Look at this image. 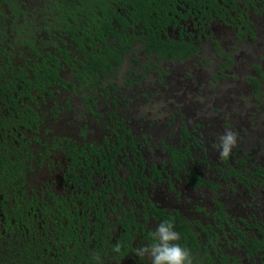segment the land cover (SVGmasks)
Segmentation results:
<instances>
[{"label": "flooded vegetation", "instance_id": "af4514ba", "mask_svg": "<svg viewBox=\"0 0 264 264\" xmlns=\"http://www.w3.org/2000/svg\"><path fill=\"white\" fill-rule=\"evenodd\" d=\"M243 18L246 19L243 25L239 16L234 15L233 25L204 23V28H196L193 39L198 51L186 59L163 60L156 68L150 66L145 69L147 64L143 65L144 76L156 69L158 83L162 82L161 91L168 89L166 93L181 105L179 109L178 105L174 108V103H169L172 104L170 112L162 122L148 121L147 114L138 107L140 103H135L137 98L119 92L118 87L122 89L133 80L125 78V82L117 86L118 74L111 78L113 87L106 89L105 86L97 93L94 88L98 89V86L80 90L74 84L66 88L57 87L54 96L45 99L41 124L35 135L39 142L33 145L36 154L32 167L36 177L32 183L38 185L36 191L48 202L50 194H53L77 211L75 227L83 231L87 229L86 234L79 231L82 233L80 239L88 242V248H84L89 252L87 264H98L95 251H100L99 264H151L147 256H137L135 250L154 242L151 234L162 222H171L175 231V223H184L203 237L206 235L202 228H206L209 234L216 233L221 240L224 234L228 235L237 245L225 247L219 239L218 246L208 244L206 249L212 254L232 249L237 252L236 257H241L240 262L245 263L248 259L247 264H256L252 257L245 255V250L242 251L238 236L226 222L220 227L216 225L219 224L217 215L222 216L223 213L237 229L243 227L241 220L249 221L253 215L264 216L263 189L252 184L246 187L235 174L226 175L231 170L240 171L241 167L250 168L256 159L264 162L256 154L258 144L254 145L252 141L255 138L248 134L256 120L246 121L247 116L241 117L233 110L228 116L221 117L222 110L228 108L233 99L225 104L224 101L212 103L210 107L201 103L208 90L206 84L213 86L216 81L231 79L227 74L235 73L240 77L237 66L228 71L236 58L231 46L227 53L222 54L220 69L213 73L203 70L208 63L202 56L204 45L214 47L221 41L215 37L216 32L231 30L238 43L247 39L260 44L257 36L261 34L264 38V8L259 11L250 7ZM168 62L176 64L170 76L165 77L162 66L166 67ZM186 65L195 66L196 71L194 68L192 71L185 69ZM159 69L163 72L160 73ZM255 69L260 72L258 66ZM68 78L65 73L64 79L73 82ZM234 82L239 84L238 80ZM250 82L257 90L258 82L255 79ZM227 83L231 81L222 85ZM227 92L231 93L232 89H227ZM217 93L216 90L215 95ZM58 94L64 95L63 104L57 110L48 108L49 104H56ZM75 98L81 99L83 109L71 106ZM210 101L215 102V97ZM204 102L207 104L208 100ZM100 103L103 104L101 107ZM233 104V108L236 107L235 102ZM104 106H107L106 110ZM126 107L129 110L125 112L123 108ZM194 108L200 112L199 116L192 111ZM66 110L71 113V120L78 121L72 125L77 131L74 136L56 134L57 124L62 121V113ZM227 130L237 134V145L227 159H221L219 137ZM53 152L57 155L50 160ZM89 159L95 161L94 166L88 162ZM87 169L91 175L89 184L83 182V171ZM102 193H105L107 202L103 204V217H99L94 206L97 207V200L101 202ZM247 229L245 226L243 230ZM248 231V234H256L254 227ZM214 239L212 237L216 243ZM102 241L105 242L104 248L95 247ZM117 244L121 246L118 254L113 251Z\"/></svg>", "mask_w": 264, "mask_h": 264}, {"label": "trees", "instance_id": "16d2710c", "mask_svg": "<svg viewBox=\"0 0 264 264\" xmlns=\"http://www.w3.org/2000/svg\"><path fill=\"white\" fill-rule=\"evenodd\" d=\"M250 7L263 10L264 0H0V264H83L89 254L88 242L80 239L87 229L75 227L77 211L53 194L48 202L32 183L33 145L39 142L35 135L45 99L59 86L113 87L111 78L136 44L149 61L145 69L186 59L198 51L196 28L233 25L234 15L243 25ZM65 73L74 83L64 79ZM87 171L83 182L89 184ZM231 174L246 187L264 191L263 161L226 172ZM98 201L94 209L103 217L105 193ZM226 215H217L216 225L226 222L245 255L264 264V216L241 220L243 227L237 229ZM175 225L177 243L191 251L193 264H244L232 249L215 254L206 249L219 245L216 233L202 228L203 237L184 223ZM253 227L256 234H248ZM220 241L225 247L237 245L225 234ZM95 247L104 248L105 242Z\"/></svg>", "mask_w": 264, "mask_h": 264}, {"label": "rangeland", "instance_id": "374dc122", "mask_svg": "<svg viewBox=\"0 0 264 264\" xmlns=\"http://www.w3.org/2000/svg\"><path fill=\"white\" fill-rule=\"evenodd\" d=\"M215 37L221 38V41L218 43V45L214 47H208V45H204L205 51H202V56L205 57L204 59L208 60V63L206 67H204L205 65H203V70L207 71V73H213L220 69V62L223 61L222 54H225L227 53V51L232 49L233 53L236 55V58L230 64L228 71L231 70V67L237 66L236 69L240 71V77H237L235 73L231 75L227 74L228 78L229 76H231V79H224L221 82L216 81L213 86H211L210 83L206 84L208 86V90L204 94L205 98H201V103L203 104V106L210 107L212 103L219 104L221 103V101H224L225 104L233 99V103L235 102L236 107L233 108L234 104L229 103L228 108H224L222 110L223 116L221 117L228 116L231 112L230 110H233L236 114L240 113L241 117L247 116L246 121L255 119L256 124L253 127L249 128L248 134L251 137L255 138L252 141L254 145L255 143L258 144V148L257 150H255L256 154L258 156H261L262 160H264V38H261V34L257 36V42H259L260 44L250 42L247 39H245V41L243 40L241 43H238L234 39L233 32L227 29L219 32L217 31ZM253 46L256 48L253 49ZM139 47L140 46L136 44L134 47V54L129 53L124 57L115 83L117 86H119L121 83L125 82V78L133 80V82L131 83L127 82L126 86L124 85L125 87L122 89L118 87L119 92H121L122 95L129 96L130 98L136 97L137 99H135V103H140L138 107L141 108L140 110L142 113L147 114L148 121L154 120L159 123L158 121H164V117L169 114L170 105H172H169V103H174L172 105V107L174 108L178 105L179 109L181 105L180 103L174 102V100L171 99L172 97L169 96L170 93H166L168 89L165 90V92L161 91L162 82L158 83L159 79H157L158 74L156 72V69L150 71L148 75L145 74V76H139L140 73H144L145 69H143V65L149 63V61L145 59L146 53ZM133 60H137L138 63H134ZM174 64L168 62L165 63L166 67L162 66L163 70H165V77L170 76V73L174 68ZM255 66H258L260 72L256 71ZM194 67L195 66L191 67L190 65H186L185 69H191L189 71H192ZM194 69L196 71V68ZM127 70L128 72L126 73ZM143 78H145V80ZM251 79H255L258 82L259 85L257 90L255 89V87L251 86ZM228 80H230L231 83L222 85L225 81ZM234 80H238L239 84H236ZM229 88L232 89L231 93L227 92V89ZM102 89V86L98 87V89L94 88V92L96 91L95 93H97V91H101ZM216 90L218 91V93L215 95ZM63 94H58L59 99L56 100V104H54V106L49 104L48 108L57 110L58 107L63 104ZM178 94L180 95L181 92H178ZM142 96L146 97V99H144V97L142 98ZM211 97H215L216 101H210ZM205 99L208 100L207 104L206 102H204ZM71 102L72 107H75L76 109H83V105H81L82 101L80 98L72 99ZM102 105L103 104L100 103V107ZM104 109L106 110L107 106H104ZM123 109L126 112L129 110V107ZM225 109L227 110L226 112ZM192 111H196V116L200 115V112L196 108H194ZM62 114L63 118L61 119L62 121L57 124L59 126L56 130V134L64 137L76 135V128H74L72 125H76L78 121H76L75 119L71 120V113L67 110ZM240 126L244 127V125ZM56 155L57 154L53 152L50 160H54ZM42 175H44V173H42ZM33 177H36L34 173L31 178ZM37 177L39 178V176ZM41 180L44 179L41 177Z\"/></svg>", "mask_w": 264, "mask_h": 264}, {"label": "clouds", "instance_id": "9594fccd", "mask_svg": "<svg viewBox=\"0 0 264 264\" xmlns=\"http://www.w3.org/2000/svg\"><path fill=\"white\" fill-rule=\"evenodd\" d=\"M236 145L237 134L227 130L224 135L219 137L220 158L227 159ZM151 235L154 242L136 249L137 256H147L151 264H193L191 251L177 243L180 235L174 230V225L171 222L160 223ZM113 251L117 254L120 253L121 246L117 244ZM95 259L99 264L100 256L98 254Z\"/></svg>", "mask_w": 264, "mask_h": 264}]
</instances>
